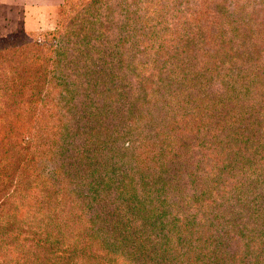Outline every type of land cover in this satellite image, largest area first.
<instances>
[{
    "label": "trees",
    "instance_id": "trees-1",
    "mask_svg": "<svg viewBox=\"0 0 264 264\" xmlns=\"http://www.w3.org/2000/svg\"><path fill=\"white\" fill-rule=\"evenodd\" d=\"M246 4L62 0L58 29L0 41V264H264V63L237 60L264 56V0ZM178 56L228 92L209 124L238 147L180 151L199 120L167 114L201 88Z\"/></svg>",
    "mask_w": 264,
    "mask_h": 264
},
{
    "label": "rangeland",
    "instance_id": "rangeland-1",
    "mask_svg": "<svg viewBox=\"0 0 264 264\" xmlns=\"http://www.w3.org/2000/svg\"><path fill=\"white\" fill-rule=\"evenodd\" d=\"M4 1H9V0H4ZM254 2L256 0H247V7L248 6H253ZM24 5L32 8V13H30V16L32 17V21L34 23V28L32 30H25L23 28V22H22V16L28 15L20 12ZM62 5V0H13V8L14 13H11V10L5 9L3 11V8L0 7V41L3 40H10L14 38H22L24 36L28 35H33V34H38V33H45V32H50L58 29L59 24H60V18L61 16V10L60 6ZM246 7V8H247ZM76 10H79V8H73ZM83 17L82 14L79 15V18L77 21H82ZM248 51V50H247ZM263 54L260 52L257 55H249L244 58L238 57L237 60L239 62H245L244 60L250 58L251 60L246 61L247 63H244L245 65H249V67H254L258 65L257 61H260L264 63V58ZM143 61H146L147 58L145 55L143 57H139ZM257 60V61H255ZM164 61H161V63ZM239 62H234L235 65L234 67L238 69V63ZM154 66H156L155 63H153ZM169 68H172V74L175 75L183 73L187 70H190L193 77H198V81L196 82L200 83V88H201V95L199 96V99L195 101V98L189 99V103H180L177 102L176 104H171L170 106L174 107V111L169 112L167 116H180L187 115L190 116L192 120H199L198 126L200 127V131L198 135H195V132L192 133L190 136L194 140V142L191 141L190 146H185L184 149L180 150L182 152H191L194 150V152H199L201 155L200 156H206L208 154H211L215 152L216 144L217 143H222L224 147L227 145L230 146H237L238 144L236 142V137H233L230 140L225 141V137L227 136L226 134H223L221 130H214V126L212 124H209V114L211 113V110L217 106L215 103V98L219 99L221 102H225L227 100L228 92L227 91H221L216 89L215 87H212L210 84V81H212V75H207L201 76L199 74L196 75V69L195 65L191 59V56H181L177 57L175 60L173 59L169 63ZM233 67V68H234ZM168 68H164L166 70ZM162 71V70H161ZM175 73V74H174ZM89 77H86L88 79ZM95 77H93L94 79ZM97 80H99V76H97ZM195 83V82H194ZM217 84V83H216ZM95 88L99 91V85L95 84ZM211 86V87H210ZM85 86L80 87V92L78 100L81 103L83 102V97L85 95L86 101L89 100L91 103L95 104L96 102L98 103V98H95L94 95L91 93L92 91L90 90L89 87H87L84 91L81 89H84ZM98 93V92H97ZM96 93V94H97ZM85 103V104H86ZM197 104L200 106V113L197 112ZM219 107V106H217ZM174 112V113H173ZM181 118V117H180ZM179 119V118H177ZM209 131V132H206ZM210 133V134H208ZM233 133H236L234 131ZM258 135V134H257ZM181 141L184 143H189L190 136L188 134L181 133ZM92 138L94 141H96V138L94 134H92ZM236 139V140H235ZM226 143V144H225ZM230 143V144H229ZM258 146V150H256V161H253L250 166H255V163L260 162L263 164L264 162V150L261 146V142L258 141L256 142ZM224 147L221 148V151L219 153L223 154H228L231 152H234L235 149H230L224 150ZM235 148V147H234ZM212 155V154H211ZM253 158V157H252ZM252 173H255V171H252ZM247 174L242 173V172H236L232 171L224 175L220 181H218V187L215 188L214 184L211 185L212 190L215 189H222L225 186L231 185V184H241L243 182V178H246ZM212 180V179H209ZM264 180V179H260ZM222 186V187H221ZM259 192L256 193H251L250 191L247 194L246 197V204H252V205H257L259 203L257 199V195ZM205 199L207 198L206 196L204 197ZM209 201L212 200V198H207ZM232 205V204H228ZM243 214V213H242Z\"/></svg>",
    "mask_w": 264,
    "mask_h": 264
},
{
    "label": "crops",
    "instance_id": "crops-1",
    "mask_svg": "<svg viewBox=\"0 0 264 264\" xmlns=\"http://www.w3.org/2000/svg\"><path fill=\"white\" fill-rule=\"evenodd\" d=\"M0 7H4L3 11L5 9L7 10H11V13H14L12 10L13 8V0H9V1H4V0H0ZM24 14L29 13L28 15L22 16V22H23V28L25 30H32L34 28V23L32 21V17L30 16V13H32V8L30 7V5L26 6L24 5V7L22 8V10L20 11Z\"/></svg>",
    "mask_w": 264,
    "mask_h": 264
}]
</instances>
